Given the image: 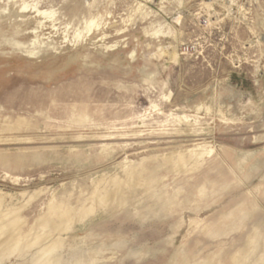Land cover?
<instances>
[{
  "label": "rangeland",
  "instance_id": "1",
  "mask_svg": "<svg viewBox=\"0 0 264 264\" xmlns=\"http://www.w3.org/2000/svg\"><path fill=\"white\" fill-rule=\"evenodd\" d=\"M132 165L63 264H264V0H0L1 209L29 232Z\"/></svg>",
  "mask_w": 264,
  "mask_h": 264
},
{
  "label": "bare ground",
  "instance_id": "2",
  "mask_svg": "<svg viewBox=\"0 0 264 264\" xmlns=\"http://www.w3.org/2000/svg\"><path fill=\"white\" fill-rule=\"evenodd\" d=\"M201 156L197 155L193 161L190 158H182V156H178V159L174 160L173 158H168L166 161L174 162V167L176 166V170H178L195 166L200 161ZM247 156L244 157L247 158ZM137 168L133 165L128 167L124 171L125 177L123 180L115 179L111 181L110 189H108L109 187H98L92 193L93 195L90 199L92 205L90 204V207L86 205H83L82 208L80 207L81 211L79 215L77 214L78 210L74 211L75 209H72L67 203L50 201L48 211L37 222L35 221L36 223L32 225L33 227L31 226L32 228H30L29 232H24L25 224H23L24 221L20 216V210L17 211L12 207L7 211H3L0 203V259L10 257L14 253L29 251L33 247H38L36 254L33 255L35 264H63L58 254L63 241L61 237L62 232L68 231L71 223L81 222L83 218L88 217L90 213L97 209L123 206L127 202L124 192L126 187L146 185V182L143 183L141 180L144 168L141 170ZM150 183L154 185L155 181L152 180L147 184ZM175 197L177 198V196ZM237 264H242V262L238 261Z\"/></svg>",
  "mask_w": 264,
  "mask_h": 264
}]
</instances>
